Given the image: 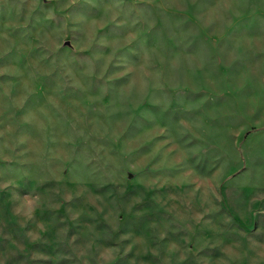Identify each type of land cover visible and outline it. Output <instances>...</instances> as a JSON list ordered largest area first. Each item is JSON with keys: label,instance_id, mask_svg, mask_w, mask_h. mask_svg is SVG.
Masks as SVG:
<instances>
[{"label": "rangeland", "instance_id": "rangeland-1", "mask_svg": "<svg viewBox=\"0 0 264 264\" xmlns=\"http://www.w3.org/2000/svg\"><path fill=\"white\" fill-rule=\"evenodd\" d=\"M0 264H264V0H0Z\"/></svg>", "mask_w": 264, "mask_h": 264}]
</instances>
